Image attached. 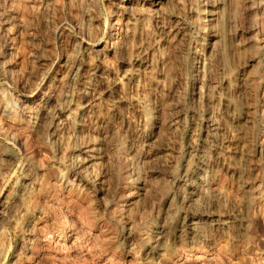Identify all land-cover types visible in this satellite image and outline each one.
I'll list each match as a JSON object with an SVG mask.
<instances>
[{"label": "rangeland", "instance_id": "374dc122", "mask_svg": "<svg viewBox=\"0 0 264 264\" xmlns=\"http://www.w3.org/2000/svg\"><path fill=\"white\" fill-rule=\"evenodd\" d=\"M263 15L264 0H0V264H264ZM124 169L139 190L116 218ZM156 212L164 244L145 255Z\"/></svg>", "mask_w": 264, "mask_h": 264}, {"label": "bare ground", "instance_id": "6f19581e", "mask_svg": "<svg viewBox=\"0 0 264 264\" xmlns=\"http://www.w3.org/2000/svg\"><path fill=\"white\" fill-rule=\"evenodd\" d=\"M253 3H254V0H244V6H246L249 11H250V8L253 6ZM249 31L252 33V36L255 39L254 46L257 45V48L259 51H264V15H263V19L260 20V23L256 24L253 21L252 24H249ZM197 62H198V60H197ZM198 63H200V62H198ZM200 79L195 81V83L198 84V87H201L200 86L201 85ZM253 89H254V92L256 93V96L258 99L254 103V108L252 109L253 112L255 113V117L257 118V125H258V129H257L256 134H257V139H258L260 147H259V151H258L257 156H258V159L261 160V162H262V165H261L259 170L261 173L262 172L264 173V57H263V60H262L261 66H260V71H259V73H257V75L253 79ZM197 91H199V89ZM253 119L255 120V118H253ZM254 123H255V121H254ZM256 168L257 167H252L251 171L254 173V171H256ZM185 176L180 178L181 179V180H179L180 183H182V184L187 183L185 180ZM262 176H263V179H261L259 182L257 181L259 185H258L257 191H256V193L258 194L260 199H259V202L255 205L256 206L254 209L255 212L253 211L254 213H252V211H251V213L254 215L261 216L264 220V175L262 174ZM119 177H120V181L114 187H112L113 188L112 192H111L112 197H111V202H110V207H113V209L110 210V214L112 216H116V218H117V213L120 212V209L128 203L126 200L127 197L134 196L136 194V192L139 190V188L134 185V183L130 179L131 178L130 174L125 169L119 173ZM183 195H185V194H183ZM194 221H195V219H194ZM152 222H153L152 225L143 226L140 229L141 240H142V242H144L143 245L148 247L147 248L148 252H146L145 255H151L150 254L151 252H153L155 250H159L164 244V241H163L164 238L162 240V237H161L162 232L165 231L164 230V224L162 223L164 221H162V222L159 221V217H158L157 212H156V215H154V218H152ZM188 222H189L188 225L187 224L185 225L184 221H183L181 223H178L173 228L177 238L186 237L187 231L190 232L193 229H195V228L192 229V227L194 225L193 221L190 219ZM156 223L158 226H156ZM245 223L247 224V222H245ZM104 227H105V224L102 223L99 226V229H104ZM194 227H195V225H194ZM192 234H193V232H192ZM193 244H195V243H193ZM142 258H143V256H142Z\"/></svg>", "mask_w": 264, "mask_h": 264}]
</instances>
